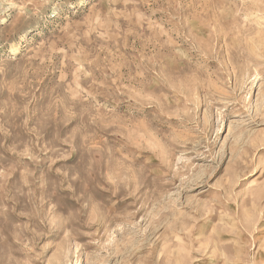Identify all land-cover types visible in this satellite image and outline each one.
<instances>
[{
  "label": "rangeland",
  "instance_id": "obj_1",
  "mask_svg": "<svg viewBox=\"0 0 264 264\" xmlns=\"http://www.w3.org/2000/svg\"><path fill=\"white\" fill-rule=\"evenodd\" d=\"M50 8L0 0V264H264V0Z\"/></svg>",
  "mask_w": 264,
  "mask_h": 264
},
{
  "label": "clouds",
  "instance_id": "obj_2",
  "mask_svg": "<svg viewBox=\"0 0 264 264\" xmlns=\"http://www.w3.org/2000/svg\"><path fill=\"white\" fill-rule=\"evenodd\" d=\"M47 3L51 6V15L44 17V19L55 18L63 10L73 11L79 7V0H47ZM20 39H23V35Z\"/></svg>",
  "mask_w": 264,
  "mask_h": 264
}]
</instances>
